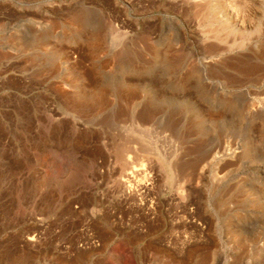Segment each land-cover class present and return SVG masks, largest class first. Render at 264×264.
<instances>
[{
    "label": "rangeland",
    "instance_id": "obj_1",
    "mask_svg": "<svg viewBox=\"0 0 264 264\" xmlns=\"http://www.w3.org/2000/svg\"><path fill=\"white\" fill-rule=\"evenodd\" d=\"M0 264H264V0H0Z\"/></svg>",
    "mask_w": 264,
    "mask_h": 264
},
{
    "label": "bare ground",
    "instance_id": "obj_2",
    "mask_svg": "<svg viewBox=\"0 0 264 264\" xmlns=\"http://www.w3.org/2000/svg\"><path fill=\"white\" fill-rule=\"evenodd\" d=\"M247 3H248V2H247ZM249 5H250V4H249ZM234 6H238V4H235ZM240 6H241V4H240ZM238 7H239V6H238ZM245 7H246V6H245ZM245 7H243V8H245ZM235 10H236V9H235ZM231 12H234V11H231ZM236 12H238V11L236 10ZM252 12H253V11H252ZM237 14H238V13H237ZM237 14H236V15H237ZM231 15H232V13H231ZM233 15H234V14H233ZM239 15H240V14H239ZM228 17H229V15H228ZM239 17H240V16H239ZM244 17H245V16H244ZM241 18H242V17H241ZM248 18H249V17H248ZM242 20H243V18H242ZM240 22H242V21H240ZM244 22H245V20H244ZM230 23H231V22H230ZM224 28H225V27H224ZM138 157H139V156H138ZM126 158H127V157H126ZM129 158H131V157L128 156V160H129ZM125 160H126V159H125ZM125 163H126V162H125ZM127 163H128V162H127ZM142 165H143V164H142ZM143 166H144V165H143ZM133 169L135 170V172H136L137 174H139L140 170H142L141 168H136V167H134ZM135 172L133 171L132 174H129V175H128V178L126 177V178H127V179H125V182H126V183H130V182L132 181L131 179L134 178V176H135V174H136ZM134 173H135V174H134ZM134 179H135V178H134ZM128 181H129V182H128Z\"/></svg>",
    "mask_w": 264,
    "mask_h": 264
}]
</instances>
